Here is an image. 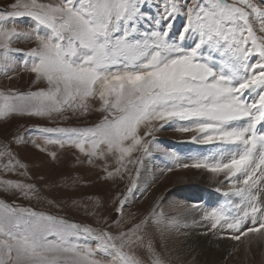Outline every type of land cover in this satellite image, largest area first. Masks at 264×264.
<instances>
[{"label": "snow or ice", "instance_id": "1", "mask_svg": "<svg viewBox=\"0 0 264 264\" xmlns=\"http://www.w3.org/2000/svg\"><path fill=\"white\" fill-rule=\"evenodd\" d=\"M20 40L33 46L14 47ZM19 66L47 86L0 91V118L83 114L90 99L105 114L90 127L38 128L45 144L75 147L90 163L113 157L119 166L110 177L133 151L150 157L155 150L177 167L223 174L220 183L230 186L223 205L208 210L192 203L169 215L160 200L115 233L0 203V264H166L157 245L164 246L178 216H200L193 223L207 222L206 235L264 236V0H6L0 73ZM165 126H179L193 133L190 142L218 151L182 157L157 142ZM12 140L28 142L20 133ZM5 156L4 169L14 170L8 144L0 150ZM184 158L192 163L180 164ZM128 163L137 165L138 177L143 159ZM0 184L23 196L35 192L21 182ZM135 189L133 181L115 209L121 218Z\"/></svg>", "mask_w": 264, "mask_h": 264}, {"label": "rangeland", "instance_id": "2", "mask_svg": "<svg viewBox=\"0 0 264 264\" xmlns=\"http://www.w3.org/2000/svg\"><path fill=\"white\" fill-rule=\"evenodd\" d=\"M4 2L6 0H0V4ZM31 46L33 44L24 40L14 44V47L25 50ZM46 86L45 81H37L35 74L22 66L7 74L0 73V91L29 92ZM98 108L99 101L90 99L88 110L83 114L80 111L75 114L67 111L53 114L50 118L26 114L0 118V150L4 144H8L14 156L12 162L16 165L14 170L6 171L4 165L9 158H0V181L21 182L35 188L30 196H23L19 190L13 188L6 191L0 184V203L32 207L113 233L144 218L160 200L163 201V211L169 215L182 212L183 206L187 204L197 203L210 210L226 203L228 198L214 193L216 189L227 191L230 186L226 182L220 183L224 180L223 174H214L205 169L177 167L153 150L150 157L143 156L141 151H133L123 162L124 167H121L120 173L110 177L108 172H114L119 166L113 157L93 158L90 163L88 157L75 147L45 144L44 136L37 131L43 127L93 126L105 115L97 111ZM177 127L179 126H165L156 132L157 142L162 146L176 148L182 157L209 155L218 151L212 145L203 146L190 142L193 133L180 132ZM16 133L23 135L28 142L21 144L12 140ZM140 135L143 136V130ZM144 139L151 137L145 136ZM33 140L40 145L39 148L32 143ZM52 153L56 154L55 158ZM139 158L143 159V166L137 177V165L128 163V159ZM179 163L191 164L192 160L184 158ZM169 168L171 171H168ZM133 181L137 184V189L129 196L121 218L115 209L119 207V201L125 198ZM204 191L206 196L202 200ZM177 218L179 224L164 234V246L161 248L157 245L166 264H264V236L249 234L247 237L242 236L240 241H235L230 239L231 233L224 231L221 236V230H217L213 237L237 242V247L228 254H221L216 260L207 259L200 256L198 249H186L185 245L188 239L197 234L205 237L207 222L193 223V216H188L187 219L182 216ZM194 219L200 221V216L197 215ZM156 238L160 239L158 234ZM164 248L168 249L164 251Z\"/></svg>", "mask_w": 264, "mask_h": 264}, {"label": "bare ground", "instance_id": "3", "mask_svg": "<svg viewBox=\"0 0 264 264\" xmlns=\"http://www.w3.org/2000/svg\"><path fill=\"white\" fill-rule=\"evenodd\" d=\"M193 237L194 238L188 239L189 241H187V243L185 244L186 249L187 248H192L195 250L198 249L200 252V256L207 259L216 260L220 258L221 254L223 253L228 254L230 251L232 252L233 248L237 247L236 245L237 242L234 243L233 241L224 240V239L218 240L216 237H213V235H205L204 237L200 235L198 236L197 234V236H193ZM166 249L168 248H164L163 250L166 251Z\"/></svg>", "mask_w": 264, "mask_h": 264}]
</instances>
